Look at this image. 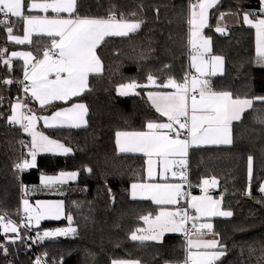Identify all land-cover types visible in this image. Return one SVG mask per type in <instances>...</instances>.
Instances as JSON below:
<instances>
[{"label": "trees", "instance_id": "1", "mask_svg": "<svg viewBox=\"0 0 264 264\" xmlns=\"http://www.w3.org/2000/svg\"><path fill=\"white\" fill-rule=\"evenodd\" d=\"M32 1L24 0L25 15ZM196 0H77L72 15L82 18L106 19L116 17L139 21L141 27L127 37L109 36L98 46L97 53L103 72L91 74L88 88L67 101L41 107L24 85L26 62L13 58L14 51H30L42 57V50L51 45L53 37L35 35L28 44L9 39L0 26V217L18 219L22 200L30 187L40 184L42 174L76 172L62 194L49 195L65 201L66 218L60 221L44 220L27 232L38 242V248L47 255L50 264H113V261H136L138 264H169L187 258V241L183 234H167L161 240H132L137 229H145L141 217H155L160 206L151 200L134 199L133 184L146 182V157L119 154L117 133L146 131L149 122L163 120L146 97L169 78L183 82L190 78L191 49L189 20L191 5ZM239 13L241 19L248 13L255 20L264 19L262 0H220L210 12L205 31L211 39V54L223 57L225 71L208 76L215 91H228L233 97L253 99L252 108L232 125L231 144L193 146L189 153L191 189L198 193L206 178L219 181L211 187L221 195L222 208L231 216L211 219L210 230L220 236L226 254L215 264H264V59L256 52V28L246 25L227 32L216 31L221 13ZM4 17L0 15V19ZM11 35L22 36L23 18L11 17ZM11 60L5 64V60ZM39 59V58H36ZM151 75L156 83L150 85ZM11 79L12 84L2 83ZM135 81L141 87L138 94L122 96L118 87ZM22 101L29 113L52 114L76 102L88 108L85 128H42L50 137L71 147L68 156L41 155L36 169L19 171L28 152V137L20 125L8 117L13 104ZM26 142V145L24 144ZM249 157L252 158L249 176ZM91 169V171H88ZM73 219L75 232L65 237H46L49 229L68 224ZM192 224V223H191ZM20 239L0 229V264H36L35 250L26 243V234ZM142 232H137L140 235ZM44 264V263H40Z\"/></svg>", "mask_w": 264, "mask_h": 264}, {"label": "snow or ice", "instance_id": "2", "mask_svg": "<svg viewBox=\"0 0 264 264\" xmlns=\"http://www.w3.org/2000/svg\"><path fill=\"white\" fill-rule=\"evenodd\" d=\"M218 0H196L191 5V18L189 24L192 27L190 44L192 49L198 54L193 56L194 61H199L196 65L197 71L201 76H214L217 72L223 70V57L212 56L208 60L204 59L206 53L210 52V40L200 36V30L206 25L208 10L216 5ZM264 2V0H262ZM76 0H50L44 3H31L29 10L41 9L48 12L49 9L56 13H67L69 17L75 9ZM24 0H0V26H4L9 34V39L18 44L25 43L34 31L46 33L53 37L51 45L44 50L38 63L32 66L31 73L25 72V80L30 81V85H24V91L31 93V97L39 102L41 107L51 105L53 101H67L71 97L80 95L88 84L90 73H99L102 71V64L96 55V48L104 41L105 37L119 36L127 37L130 33H135L142 22L117 18L115 13L109 15L107 19L98 18H68V19H48L46 17L23 15ZM198 9V11H197ZM9 16L23 18L28 25V35L20 38L11 35L12 26L9 24ZM244 19L249 23L245 16ZM258 35L264 37V19L256 22ZM216 31L222 32L223 29L217 27ZM59 37V39H56ZM30 42V41H29ZM54 50V51H53ZM6 49L0 50V55ZM261 58L264 59V44L259 49ZM51 53V54H50ZM12 57H23L25 61L33 59L32 53H12ZM55 56L56 59L52 57ZM5 64H10L11 60H5ZM210 68V70H209ZM54 75L53 79L49 77ZM148 81L156 83L154 77L149 75ZM3 84L9 85L13 81L5 79ZM137 87H141L135 81L119 86V93L122 96L134 93ZM160 87L173 88L174 92H149L148 99L162 116L167 117V123L149 122L146 132H118L117 143L120 145L121 152H143L145 155L152 157H165L164 166L167 171L170 163L167 157L169 155H187V149L190 144L199 143L211 144H231V125L233 121H239L245 110L252 108L253 99L233 97L228 91H215L211 87L210 81L206 79H197L192 77L191 80L186 77L183 82H176L169 78L167 83ZM197 93L199 99H197ZM138 94V93H136ZM3 97H0L2 101ZM254 99L264 101V97ZM22 107H27L17 102L13 107L14 114L7 119L12 124H20L25 132L32 136L31 140V160L24 159L22 163H17L15 167L19 171L30 169L36 166V156L38 152H52L60 150L63 153L71 152V149L60 144L58 141L50 139L42 132L35 131L38 117L35 113L25 115L20 111ZM31 112V109H28ZM87 108L83 104H74L70 108L56 111L51 117H42L47 127H81L86 124L84 116ZM186 132V137L181 139V132ZM123 138L122 140L119 138ZM190 138V139H189ZM151 163V161H149ZM183 164V161H178ZM252 158L249 157V176H251ZM88 171H91L89 169ZM149 176L152 170L149 168ZM177 173L173 172L175 176ZM183 176V172L180 173ZM76 173H61V177L74 179ZM61 177H42L41 183L45 187L62 182ZM204 185H209V180H204ZM216 179L211 180L214 186ZM133 189L140 188L145 194H148L155 203L160 205H176L179 203L183 193L181 185H158L144 184L133 185ZM260 191L264 193V187ZM135 195V193H134ZM24 211L29 213L27 219L30 221L35 218L37 224L41 219L54 218L59 219L63 213V202L55 204H40L33 208L29 205L28 200H24ZM191 208L199 214L205 216H231V212L220 211L218 201L211 197H192ZM3 217H0V229L4 233H18V227L11 221L3 223ZM67 219L71 222V216ZM148 225L147 229H137V232L144 234L137 235L133 232L132 240H159L165 232L182 231L187 241L188 255L185 264H215L222 256L226 254V248L216 239L205 240L204 230H211V223H201L198 227L193 223L192 228L195 230L189 234L186 227L190 217L186 210L160 211L154 219L149 216L141 217ZM195 220L196 217H191ZM74 228L57 229L55 231H45L41 239L46 237L68 235L69 232H75ZM193 236L195 239H193ZM0 248H4L0 245ZM195 249V251L193 250ZM36 264H40L39 259ZM113 264H138L136 261H113Z\"/></svg>", "mask_w": 264, "mask_h": 264}, {"label": "crops", "instance_id": "3", "mask_svg": "<svg viewBox=\"0 0 264 264\" xmlns=\"http://www.w3.org/2000/svg\"><path fill=\"white\" fill-rule=\"evenodd\" d=\"M76 2H77V0H76ZM219 2H220V0H218V2L216 3V5H215L214 7H216V6L218 5ZM30 3H32V2H30ZM30 3H29V4H30ZM214 7L210 8V9L208 10L206 25L200 30V36H201L202 38H208V39L210 40V45H209V47H210V52L207 53V58H204L205 60H208L210 57L214 56V55L211 54V39H210V37L207 36L206 33H205V31L207 30V28H208V26H209L210 12H211V10H212ZM75 8H76V4H75ZM28 10H29V6H28ZM31 10H36V9H31ZM31 10H29V11H31ZM74 11H75V9H74ZM197 11H198V9H197ZM24 12H25V6H24V9H23V15H24L25 17H27V16H38V17H42V18H43V17H46V18H48V19H68V18L76 19V18H82V17H77V16H74V15H72L71 17H69V15H68L67 13L56 14V13L52 12L50 9H49L48 12H35V11L33 12V11H31L32 13H30V14H26V15H25ZM191 12H192V9H191ZM72 14H73V13H72ZM249 17H250V16H249ZM249 17H248V18H249ZM190 18H191V14H190ZM106 19H107V18H106ZM137 22H139V21H137ZM240 23H241V16H240L239 13H235V12H225V13H221V14L219 15V17H218V19H217L216 29H217V27H220V28L223 29V31H222L221 33H223V32H227V30L229 31L230 29L235 28V27H237L238 25H241ZM255 28H256V33H257V32H258V28L256 27V25H255ZM189 29H190V30H189V33H190L189 41H190V40H191V31H192V27H191L190 24H189ZM226 29H227V30H226ZM225 30H226V31H225ZM26 35H28V25L26 24V21H25V31H24V34H23L22 36H18V37H20V38H24ZM35 35H46V36H48L46 33L39 32V31H34V32H32V34L29 36V40L26 41L25 43H26V44L30 43ZM56 38L59 39V37H56ZM105 38H106V37H105ZM12 41H13V40H12ZM29 41H30V42H29ZM14 42H15V41H14ZM25 43H22V44H25ZM189 45H190V49H191V56H190V58H191V71L193 72V69L197 71V67H196V65L199 63L198 60H197V61H194V60H193V56H194V55H198V54L192 49L190 43H189ZM97 48H98V47H97ZM97 48H96L95 51H96V55L98 56ZM14 52H15V53H29L30 51H14ZM14 52H13V53H14ZM30 53H32V52H30ZM11 57H12V55H11ZM32 57H33V59L28 60L27 62L25 61V59H24L22 56H21V57H13V58H20V59L24 60V61L26 62V65H27V71H26V72L31 73V71H32V66L34 65V63H33L34 60H35L36 58H39L38 60L43 59V56H42V57H36L33 53H32ZM98 57H99V56H98ZM99 59H100V58H99ZM100 61H101V59H100ZM101 64H102V61H101ZM209 70H210V68H209ZM224 71H225V62H224V59H223V70H222V72H217L216 75H221V74L224 73ZM101 72H103V64H102V71H101ZM101 72H99V73H101ZM197 72H198V71H197ZM195 73H196V72H195ZM91 74H98V73H90L89 76H88V83H89V78H90V75H91ZM208 76H211V75L201 76V73L198 72V74H196V75L191 74V75H190V78H189V81L191 80L192 77H196L197 79H206V80H207V77H208ZM49 78H50V79H53V78H54V75L50 76ZM26 82H27L28 85H30V83H31V82L28 81V80H26ZM87 88H88V84H87ZM87 88H86V89H87ZM86 89H85L84 91H86ZM84 91H83V92H84ZM174 91H175V89H173V88L168 89V90H151V91H148V92H147L146 97H147L148 102L152 105V102L148 99V93H149V92H174ZM83 92H82V93H83ZM26 95H30V96H31L30 91L27 92ZM74 97H75V96H74ZM71 98H73V97H71ZM197 99H199V98H197ZM33 100H34L38 105H40L39 102L36 101L34 98H33ZM17 102H20V103H22V104L25 105V103H23L22 101L19 100V101H16V102L13 104V107H14V105H15ZM54 102H58V101H53L52 103H54ZM74 104H83V105H85L86 108H87V105H86L85 103H83V102H76V103H74ZM74 104H72V105H70V106H68V107L62 108V109L70 108V107H72ZM253 104H254V103H253ZM152 106H153V105H152ZM62 109H59V110H62ZM250 109H251V108H250ZM250 109H247V110H245L244 112H246V111H248V110H250ZM59 110H57V111H59ZM20 111L23 112L25 115H28V114H29V112L26 110L25 107H22V108L20 109ZM33 113H35V112H33ZM54 113H55V112H54ZM54 113H52V114H46V115H39V114L35 113V115L38 117V120H37V123H36V127H35V131H37V132H42L44 135L48 136L50 139L55 140V141H58V140H56V139L50 137L47 133H45V132L42 130V128H85V127H87V125H88V108H87V112H86V114H85V116H84V119H85V121H86V124H83L81 127H69V126H66V125H65V126H62V127H47V126H45V124H44V120L41 119V118H42V117H51L52 115H54ZM13 114H14V112H13V109H12V114H11V115H13ZM243 114H244V113H243ZM243 114H242V115H243ZM163 117H164L163 120L157 121V122H155V123H167V122H168L167 117H165V116H163ZM241 117H242V116H241ZM233 122H234V121H233ZM233 122H232V125H233ZM17 125H20V124H17ZM232 125H231V137H232V139H233V129H232ZM20 126H21V125H20ZM146 131H148V129H147ZM146 131H123V132H129V133H131V132H146ZM23 132H24V134H25V135L28 137V139H29V142L27 143V144H28V156H27V159H28V160H31V155H30L31 147H30V145H31L32 136H31V134H30L29 132H25L24 130H23ZM184 134H186V132H185V131H182V132H181V137H180L181 139H184V138H185ZM119 139L122 140L123 138L121 137V138H119ZM189 139H190V138H189ZM117 140H118V137H117ZM58 142H59L60 144L65 145V147H68V148L71 149V147L67 146V145L64 144L63 142H60V141H58ZM117 145H118V147H119V149H120V145H119L118 143H117ZM204 145H206V143H199V144H196V146H204ZM214 145H218V144H214ZM220 145H222V144H220ZM193 146H194V145H192V144L189 145V147H188V149H187V155H185V156H182V155H175V154H173V155H169V156L167 157L168 161H170V162H174V163H170V165H169L167 171H165V166H164V160H165V157H163V156H156V155H153L152 157H149V156L145 155L143 152H136V151L123 152V153H126V154L144 155V156L146 157V159H147V161H146L145 174H146V176H147V180H148V181H146V182H141V183H137V184H133V185H144V184H158V185L171 184V185H177V184H178V185H181V190H182V192H183L184 189H185V184H184V181H183V176L180 175V171L182 172V170H181L180 167L178 166V161L188 162V161H189V153H190V149H191V147H193ZM207 146H208V145H207ZM72 152H73L72 149H71V152H69V153H63V152L60 151V150H55V151H52V152H38V153H37V156H36V166L33 167V168H30V169H25V170H26V171H29V170H32V169H36V168H37V165H38L39 157H40L41 155L68 156V155L72 154ZM149 161H151V163H149ZM149 168H151V170H152V175H151V176H149V174H148V172H149ZM173 172H176L177 174H176L175 176H173V175H172ZM61 173H66V172H59V173H56V174H42V175H41V180H42V177H59V176H61ZM73 173H76V172H73ZM68 174H69V173H68ZM76 178H77V173H76V176H75V178L73 179V181L76 180ZM41 185L45 186V185L42 184L41 181H40V184H39V185H36V186L30 187V188L28 189V191L25 192L24 198H23V200H22L21 211L25 212V211H24V207H25V206H24V203H23V201H24L25 199L28 200L29 205H31L33 208H35V207L37 206L38 202H39L40 204H55V203H58V202H63V213H64V216H65V215L67 216V214H66V209H65V201H64V199L59 198V197H51V196H49V195H52V194H48V193H46V192H42V191L40 190ZM133 185H132V186H133ZM47 187H48V186H47ZM49 187H51V186H49ZM211 187H212V186L204 185V183H203V185H202V186L200 187V189L198 190L199 192H198V193H194V194L191 196L190 200H189L187 203H186L185 201H183L182 196H181V197L179 198V203L176 204V205H160V204H157V203H155V201H153V200L150 198V196H149L148 194L143 193L139 187L136 188V189H133V187H131V195H132V197H133L134 199H140V200H151V201H153L155 204H157V205L160 206V211H162V210H164V211H176V210H181L182 207H185L186 209H188L190 212H192V213L194 214L193 217H196V218H197V219H195V220H193V219L188 220V221H187V224H186V227H188V225L191 224V223H192L191 225H193V223H195V224L197 225V227H198L201 223H211V219H213V218H215V217L222 216V215L200 217L199 214L195 211V209L191 208V201H192V197H193V196H195V197H205V196H209V197H211L214 201H218V209H219L220 211H224L223 208H222V197H221V195H215V194L213 193ZM134 193H135V195H134ZM56 195H57V194H56ZM160 211H159V213H160ZM25 213H26V212H25ZM63 213H62V215H63ZM159 213H158L157 215H159ZM27 215H29V213H27ZM62 215L60 216L59 219H54V218L41 219V220L39 221L38 224H37V222H36V220H35L34 217H33V219L30 220V221H29L28 219H26V221H25V223H26V227H27L28 229H29V228L31 229V228L39 227V226L41 225L42 221H44V220L60 221V220L64 219V216L62 217ZM157 215H156V216H157ZM156 216H155V217H156ZM27 217H28V216H27ZM61 217H62V218H61ZM155 217H152V218L154 219ZM65 218H66V217H65ZM147 227H148V225H147ZM57 228H58V227H57ZM18 229H19V228H18ZM19 230H20V229H19ZM19 230H18V231H19ZM204 231H205V235L203 236V239H205V240L216 239V240L220 241V236H219L218 234L213 233V232H211V231H209V230H204ZM21 232H22V231H21ZM8 233L12 234V232H8ZM176 233H177V234H182V235L184 234L182 231L165 232V233L163 234V236L160 237L159 240H161V239H162L165 235H167V234H176ZM13 234L15 235V236H14L15 239H20L21 236H19L18 233H13ZM141 234H144V233H141ZM141 234H140V235H141ZM191 234H192V233H191ZM191 234H190V235H191ZM21 235H22V233H21ZM21 238H22V237H21ZM193 239H195L194 236H193ZM186 243H187V242H186ZM187 249H188V248H187ZM193 250L195 251V249H193ZM187 255H188V251H187ZM215 263H216V262H215ZM169 264H175V263H169ZM176 264H177V263H176Z\"/></svg>", "mask_w": 264, "mask_h": 264}, {"label": "built area", "instance_id": "4", "mask_svg": "<svg viewBox=\"0 0 264 264\" xmlns=\"http://www.w3.org/2000/svg\"><path fill=\"white\" fill-rule=\"evenodd\" d=\"M10 18H11V16H9V20H10ZM49 47L50 46L45 47L42 50V53H43L44 50L48 49ZM52 58L56 59L55 56H53ZM38 61H39L38 59H35L33 63L36 64V63H38ZM191 74L196 75V73H194V72H191L190 75ZM197 98H199L198 93H197ZM30 114H32V113H29L28 115H30ZM22 129H23V127H22ZM184 136L186 137V134H184ZM24 144L26 145V142H24ZM27 156H28V152H24L23 160L27 159ZM178 166L180 167V169L182 170V172L184 174L183 175V181H184V184H185V189H184L183 193H187V195L186 196H182V199H183V201H185L187 203L190 200L191 196L194 194L192 189H191L190 162L189 161L188 162H184L183 164L178 163ZM181 210H186L187 211V215L190 217L189 220H191V217L194 216V214L192 212H190L188 209H186L185 207H182ZM27 216H28L27 213L21 211L20 212V216H19L18 219H14V218H11V217H6L4 223L6 224V223H8V221H11L13 224H15L20 229V231L24 232L27 235L25 242L26 243H30L31 247L35 250V259H36V261L39 259L40 263L50 264L48 259H47V255L39 250L38 242L27 232V227H26V223H25V221L27 219ZM187 228L189 230V234H191L192 232L195 231L192 228L191 224H189ZM185 261L179 262L177 264H185Z\"/></svg>", "mask_w": 264, "mask_h": 264}, {"label": "rangeland", "instance_id": "5", "mask_svg": "<svg viewBox=\"0 0 264 264\" xmlns=\"http://www.w3.org/2000/svg\"><path fill=\"white\" fill-rule=\"evenodd\" d=\"M33 2H35V3H44V2H50V1H32V3ZM31 4V3H30ZM29 4V5H30ZM31 11H35V12H44L43 10H41V9H36V10H31ZM245 16H247V17H249L250 16V14H248V13H245L244 14V17ZM248 20H250V21H252V23H249L248 21H246L244 18L243 19H241V23L240 24H242V22H244L246 25H249V26H255L256 25V22H257V20H255V19H253L251 16L248 18ZM238 26H240V25H238ZM227 30V29H226ZM225 30V31H226ZM228 31V30H227ZM262 44H264V37H261V36H259L258 35V32L256 33V52H257V55H259V56H261L260 55V51H259V49L261 48V46H262ZM204 58H207V53L205 54V56H204ZM193 72L195 73L196 72V74H198V72L196 71V70H194L193 69ZM150 85H152V83L150 84ZM253 103H254V100H253ZM207 145H214V144H211V143H206V145H204V146H207ZM194 146H196V145H194ZM66 173H73V172H66ZM180 173H181V171H180ZM59 177H61V176H59ZM61 179H62V182H58V183H55V184H52V185H50L51 187H45V186H43V185H41V187H40V190L42 191V192H46V193H48V194H58V195H60V194H62L63 192H64V190H65V187L70 183V182H73V179H69V178H67V177H61ZM207 180H209V186H212V184H211V180L210 179H208V178H206ZM205 179V180H206ZM64 216V213H63V215H62V217ZM61 217V218H62ZM66 217V215L64 216V218ZM72 218V217H71ZM69 221V220H68ZM72 222H73V219H71V222H69L68 224H65L64 226H61V227H58V228H53V229H49L48 231H55V230H57V229H69V228H74L75 229V226L72 224ZM145 229H147V224H146V228ZM19 230V229H18ZM18 234H19V236H21V231L19 230L18 231ZM73 234V232H69L68 233V235H72ZM68 235H62V236H54V237H65V236H68ZM118 261H124V260H118Z\"/></svg>", "mask_w": 264, "mask_h": 264}, {"label": "water", "instance_id": "6", "mask_svg": "<svg viewBox=\"0 0 264 264\" xmlns=\"http://www.w3.org/2000/svg\"><path fill=\"white\" fill-rule=\"evenodd\" d=\"M118 89H119V87H118ZM137 92H136V90H135V92L134 93H130L129 95H135ZM118 94L120 95V93H119V91H118ZM123 152H121L120 150H119V154H122ZM217 181V183L213 186L214 188H217L218 187V184H219V181L218 180H216Z\"/></svg>", "mask_w": 264, "mask_h": 264}]
</instances>
